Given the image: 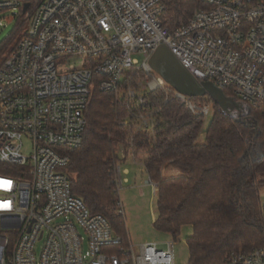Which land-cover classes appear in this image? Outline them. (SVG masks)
I'll return each instance as SVG.
<instances>
[{"label": "built area", "instance_id": "1", "mask_svg": "<svg viewBox=\"0 0 264 264\" xmlns=\"http://www.w3.org/2000/svg\"><path fill=\"white\" fill-rule=\"evenodd\" d=\"M199 1L170 30L162 0H0L1 19L24 23L0 60V264H176L173 241L124 245L107 217L73 193L66 168L68 150L84 142L95 77L104 92L138 77L123 99L140 109L163 91L196 116L213 111L150 67L161 44L199 80L264 106V0ZM135 121L137 130L155 124L144 112ZM122 173L116 164L118 189ZM226 264H264V247L233 252Z\"/></svg>", "mask_w": 264, "mask_h": 264}, {"label": "trees", "instance_id": "2", "mask_svg": "<svg viewBox=\"0 0 264 264\" xmlns=\"http://www.w3.org/2000/svg\"><path fill=\"white\" fill-rule=\"evenodd\" d=\"M162 1V23L170 30L203 7L199 0ZM23 27L20 20L1 45L0 60ZM98 79L85 111L83 145L68 150L66 168L73 193L91 212L106 216L128 245L114 170L127 159H121L123 148L127 156L132 151L142 155L145 171L156 184V228L177 238L184 225H192L188 264H226L233 252L264 247V106L242 103L243 110L227 113L210 96L198 97L210 102L214 112L201 141L206 117L194 115L177 99L166 101L163 91H157L140 109L123 99L129 86L138 89V77L126 79L119 92L101 91ZM224 93L233 97L228 89ZM140 112L155 118L153 129L137 130L135 115ZM167 166L181 173L166 177Z\"/></svg>", "mask_w": 264, "mask_h": 264}, {"label": "rangeland", "instance_id": "3", "mask_svg": "<svg viewBox=\"0 0 264 264\" xmlns=\"http://www.w3.org/2000/svg\"><path fill=\"white\" fill-rule=\"evenodd\" d=\"M0 21L4 24L0 26L1 47V45L14 33L17 24L14 20L8 22L0 18ZM11 46L9 48H11ZM213 114L214 112L211 111L205 120L203 133L200 137L201 141L204 140L205 133L211 122ZM122 150L123 148L120 150V153ZM120 164L124 180L122 186H119L118 195L121 207H123L125 224L128 231V244L138 246L143 243L157 242L160 248H166V241H173L175 242L174 254L176 264H188L189 251L187 239L193 234L192 225H184L177 238H174L168 232L157 229L154 225L155 218L158 215L157 191L155 192V185L145 171L142 155H129L127 156L126 161H122ZM125 168L129 169L128 173L125 172ZM114 170L116 179V164L114 166ZM171 171H173L172 174ZM180 173L179 169L167 166L164 176H177ZM262 198H264V189L262 190Z\"/></svg>", "mask_w": 264, "mask_h": 264}, {"label": "water", "instance_id": "4", "mask_svg": "<svg viewBox=\"0 0 264 264\" xmlns=\"http://www.w3.org/2000/svg\"><path fill=\"white\" fill-rule=\"evenodd\" d=\"M28 3L25 4V9ZM150 67L177 91L193 97L210 96L227 113L243 110L244 105L211 81L199 80L165 45L161 44L149 59Z\"/></svg>", "mask_w": 264, "mask_h": 264}, {"label": "crops", "instance_id": "5", "mask_svg": "<svg viewBox=\"0 0 264 264\" xmlns=\"http://www.w3.org/2000/svg\"><path fill=\"white\" fill-rule=\"evenodd\" d=\"M125 172L128 173L129 172V169L128 168H125ZM173 173V171H171V174ZM127 179V178H126ZM263 199V202H264V198ZM156 219V218H155ZM148 243H151V242H148ZM153 243H157V242H153Z\"/></svg>", "mask_w": 264, "mask_h": 264}]
</instances>
